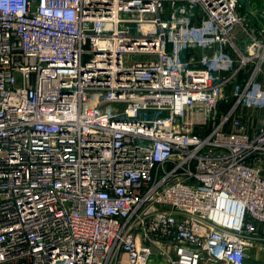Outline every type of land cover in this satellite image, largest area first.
<instances>
[{
  "label": "built area",
  "instance_id": "built-area-1",
  "mask_svg": "<svg viewBox=\"0 0 264 264\" xmlns=\"http://www.w3.org/2000/svg\"><path fill=\"white\" fill-rule=\"evenodd\" d=\"M239 4L0 0V264H264Z\"/></svg>",
  "mask_w": 264,
  "mask_h": 264
},
{
  "label": "rangeland",
  "instance_id": "rangeland-1",
  "mask_svg": "<svg viewBox=\"0 0 264 264\" xmlns=\"http://www.w3.org/2000/svg\"><path fill=\"white\" fill-rule=\"evenodd\" d=\"M242 4L243 3H241V1H240L239 7H242L243 6ZM258 26H260V25L258 24ZM235 38H236V41H237L238 45L241 46L242 49H244V45H245L244 40H245L246 37L241 32L236 31ZM133 57H134L135 60L136 59H141L140 56L134 55ZM221 107L224 108V107H226V105L221 104ZM250 115L254 119V121H256L257 118L264 117V110H262V111L257 110V112H254V113L251 112ZM255 123H256L257 126H261V123L260 122H255ZM248 261L250 263H252V264L254 263V261L252 262V261H250V259Z\"/></svg>",
  "mask_w": 264,
  "mask_h": 264
},
{
  "label": "water",
  "instance_id": "water-1",
  "mask_svg": "<svg viewBox=\"0 0 264 264\" xmlns=\"http://www.w3.org/2000/svg\"><path fill=\"white\" fill-rule=\"evenodd\" d=\"M241 3L244 5V10L245 12L250 15L254 21H256L260 26L263 25L262 20L260 19V13L261 11L259 9H254L253 6L251 5V0H240ZM262 12H264L262 10Z\"/></svg>",
  "mask_w": 264,
  "mask_h": 264
},
{
  "label": "crops",
  "instance_id": "crops-1",
  "mask_svg": "<svg viewBox=\"0 0 264 264\" xmlns=\"http://www.w3.org/2000/svg\"><path fill=\"white\" fill-rule=\"evenodd\" d=\"M251 5L253 6L254 9H259L261 11L260 13V19L262 20V22L264 21V12H262V10L264 11V0H251ZM253 22V19H252ZM256 22V21H255ZM257 23V22H256ZM264 23V22H263ZM255 24V23H254ZM256 111H253V113Z\"/></svg>",
  "mask_w": 264,
  "mask_h": 264
},
{
  "label": "trees",
  "instance_id": "trees-1",
  "mask_svg": "<svg viewBox=\"0 0 264 264\" xmlns=\"http://www.w3.org/2000/svg\"><path fill=\"white\" fill-rule=\"evenodd\" d=\"M242 5H243V4H242ZM239 11H241V12H245V10H244V5H243L242 7H239ZM253 22L255 23V25L258 26V24L254 21V19H253Z\"/></svg>",
  "mask_w": 264,
  "mask_h": 264
}]
</instances>
